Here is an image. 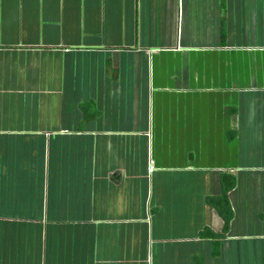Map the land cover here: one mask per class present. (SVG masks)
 <instances>
[{"label":"crops","instance_id":"obj_1","mask_svg":"<svg viewBox=\"0 0 264 264\" xmlns=\"http://www.w3.org/2000/svg\"><path fill=\"white\" fill-rule=\"evenodd\" d=\"M259 17L264 0H0V264H264V102L254 145L235 115L264 100V43L242 36ZM161 172L234 176L229 231L215 188L168 230L187 201L154 198Z\"/></svg>","mask_w":264,"mask_h":264},{"label":"rangeland","instance_id":"obj_2","mask_svg":"<svg viewBox=\"0 0 264 264\" xmlns=\"http://www.w3.org/2000/svg\"><path fill=\"white\" fill-rule=\"evenodd\" d=\"M219 20L222 21V6L219 8ZM263 19V16H261ZM259 18L254 19H247L245 22L247 25L244 28V31L242 33L243 39H245L246 42L253 41V43H264V21L259 20ZM244 23V24H246ZM220 29L222 28V24L220 22ZM239 29V28H238ZM239 34H241L240 31H238ZM255 102H264L261 95H251V94H243L241 96V106L235 107V115L237 118V123L239 125V131H237L238 139L241 138L242 142L241 145H244V142L247 141L244 139L246 136L250 141L251 139L250 131L253 130L254 132L252 135L255 134V129L252 128L249 125V122L254 121V118H257L259 116V110L257 107H255ZM247 103V104H243ZM257 133H259V130H256ZM239 133V134H238ZM250 136V138H249ZM254 145V144H253ZM252 145V146H253ZM220 178V183L216 182V179ZM149 179V186L150 190H152V193H154L155 199H163L167 195V189L174 191L178 187L179 193L173 197V199H178L180 196L184 195L183 200L186 202V205H183V210L181 211L177 207H172L170 209L171 212V218H168V224L170 225L168 227V230H173L174 227H177V229L182 230V232H189L191 227L197 226L201 222V212L199 214L192 215L191 212L194 209V202H197L202 208L203 200L206 201V193H213V189L215 188V192L219 191L223 194L224 193V187L222 184V175H208L207 177H204L202 175L194 176V174H173L169 175L165 172L161 173H150L148 175ZM169 180V181H167ZM215 180V182H214ZM237 180V179H236ZM171 184H174L170 186ZM215 184V186H214ZM221 184V185H220ZM199 208L197 210H199ZM215 209V208H214ZM182 212V214H181ZM199 216V217H198ZM156 251V250H155ZM163 252V251H161ZM157 253V252H156ZM152 254V252H151ZM190 258V257H189ZM189 258L185 260L183 256L184 262H189ZM162 261H164V264H170L172 260L169 258L160 259L158 261V264H162ZM157 264V260L155 261ZM181 262H177L176 264H180ZM194 264H198L199 260L197 258L194 259ZM152 264V263H151Z\"/></svg>","mask_w":264,"mask_h":264},{"label":"trees","instance_id":"obj_3","mask_svg":"<svg viewBox=\"0 0 264 264\" xmlns=\"http://www.w3.org/2000/svg\"><path fill=\"white\" fill-rule=\"evenodd\" d=\"M222 184L224 187V193L218 197L209 196L208 203L218 211L219 215L224 220L223 232L227 233L229 231L231 221L233 220V217H234V213L230 205L228 193L230 190L235 188L236 178L232 175L230 176L222 175ZM202 235L207 236L205 234H202ZM209 236L213 237V235H210V234ZM216 237L217 236L214 235L213 238H216ZM219 249H220L219 245L215 244V250H214L215 255L219 254ZM198 264H202L201 260H199Z\"/></svg>","mask_w":264,"mask_h":264}]
</instances>
